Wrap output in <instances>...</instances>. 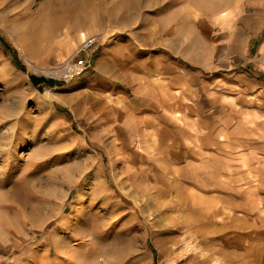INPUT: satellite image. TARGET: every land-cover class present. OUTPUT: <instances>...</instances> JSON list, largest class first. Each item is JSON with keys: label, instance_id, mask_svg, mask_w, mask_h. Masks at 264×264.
<instances>
[{"label": "rangeland", "instance_id": "374dc122", "mask_svg": "<svg viewBox=\"0 0 264 264\" xmlns=\"http://www.w3.org/2000/svg\"><path fill=\"white\" fill-rule=\"evenodd\" d=\"M188 4L0 0V264L264 260V231H249V221L259 229L264 216L221 212L230 191L216 186L228 185L224 168L208 158L235 164L241 175L250 159L264 160L260 57L255 42L252 60L223 56V24L210 7ZM110 45L145 65L155 88L168 89L176 76L175 102L161 90L157 109L148 96L142 108L169 128L145 123L138 134L96 135L98 122L61 104L82 93L83 74L98 72ZM66 61L89 67L65 80ZM130 87L126 96L139 99ZM240 192L243 201L248 184Z\"/></svg>", "mask_w": 264, "mask_h": 264}, {"label": "crops", "instance_id": "0c3cea01", "mask_svg": "<svg viewBox=\"0 0 264 264\" xmlns=\"http://www.w3.org/2000/svg\"><path fill=\"white\" fill-rule=\"evenodd\" d=\"M186 1L189 2L188 6L191 7H198L199 5L202 9L210 7L211 16L218 23L223 24L222 37L224 38V47L221 53L223 56L227 54L249 56L252 60L251 56L254 54L251 51L253 49L251 43L255 42V52L260 57L259 61H261L258 63L260 64L258 68L261 72L258 74V77L263 76L264 0ZM206 12L202 11L203 14ZM117 47L118 45H110L106 51L104 50V54L97 62V73L91 71L88 73L87 70L83 74L85 81L81 86L82 93L72 95L73 97L64 96L66 102H64L65 104H61L70 108L75 118H87L88 121L98 122L96 132H94L96 135L102 133V135L114 134L118 136L122 133L129 135L133 132L138 134L140 133L139 130L141 131L142 127H145V123H150L155 128H169L165 126L158 114L155 112L144 114L142 108L149 101L148 96L152 98V102L155 105L154 108L157 109L156 106L159 107V104L162 103L160 101L161 90L164 94V100L167 99L168 103L175 102L172 98H175L176 95L170 92L174 91L171 85L174 83L176 76L170 77L168 89L164 85L162 87L158 85L159 87L155 88L154 85L159 81H151L152 85L149 84L151 75L146 74L148 71H146L145 65L130 63L132 58L130 59L131 55L129 52ZM255 63L257 64V61ZM150 68L151 74L155 77L156 73L160 70V65L153 64ZM170 70L172 72L176 71L177 67L171 66ZM115 80H118V82H115ZM255 80L262 83L255 87L257 91H260L257 95L264 96V80H258V78ZM127 87L133 88L134 93L140 96L138 97L139 99L132 100L128 98L126 96L128 90H125ZM60 115L64 116L62 113ZM170 120L175 122L174 119ZM208 158L219 162L224 168L222 174L223 177L225 176L224 181H227L228 185L226 187H219L216 184V186L219 189L224 188L230 191L227 199L224 197L225 195L222 197L221 212L225 214H228V212L234 214L243 213L247 214L250 218H255L258 214L264 216V160L250 159L251 169L245 173L246 175L242 174L243 179H241V172L236 170L238 166L235 164H225L220 159ZM245 183L248 184L249 194L241 201L240 186ZM249 222L250 233L264 231V224L258 229L257 223H254V220ZM232 252L234 253L235 251ZM228 253L231 252L228 251ZM249 264H264V260L258 259L255 255H249Z\"/></svg>", "mask_w": 264, "mask_h": 264}, {"label": "built area", "instance_id": "2783aa9c", "mask_svg": "<svg viewBox=\"0 0 264 264\" xmlns=\"http://www.w3.org/2000/svg\"><path fill=\"white\" fill-rule=\"evenodd\" d=\"M94 43V38L88 39L84 44V49L90 47ZM89 67L86 61L69 62L66 61L62 66L61 76L63 79H73L81 75Z\"/></svg>", "mask_w": 264, "mask_h": 264}, {"label": "bare ground", "instance_id": "6f19581e", "mask_svg": "<svg viewBox=\"0 0 264 264\" xmlns=\"http://www.w3.org/2000/svg\"><path fill=\"white\" fill-rule=\"evenodd\" d=\"M22 188L20 186H16L15 187V191H14V197L17 199L19 197V192ZM206 204V203H205ZM215 260V259H214Z\"/></svg>", "mask_w": 264, "mask_h": 264}]
</instances>
